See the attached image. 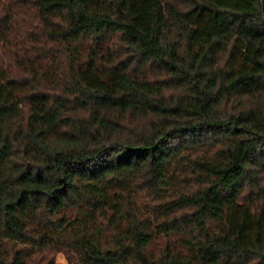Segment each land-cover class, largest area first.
I'll use <instances>...</instances> for the list:
<instances>
[{
  "label": "trees",
  "instance_id": "1",
  "mask_svg": "<svg viewBox=\"0 0 264 264\" xmlns=\"http://www.w3.org/2000/svg\"><path fill=\"white\" fill-rule=\"evenodd\" d=\"M264 264V0H0V264Z\"/></svg>",
  "mask_w": 264,
  "mask_h": 264
},
{
  "label": "rangeland",
  "instance_id": "2",
  "mask_svg": "<svg viewBox=\"0 0 264 264\" xmlns=\"http://www.w3.org/2000/svg\"><path fill=\"white\" fill-rule=\"evenodd\" d=\"M54 258L57 263L66 264L65 258L62 253H56L54 255Z\"/></svg>",
  "mask_w": 264,
  "mask_h": 264
}]
</instances>
